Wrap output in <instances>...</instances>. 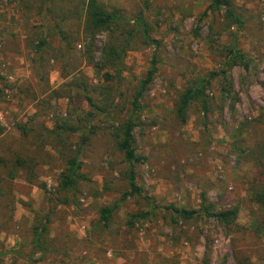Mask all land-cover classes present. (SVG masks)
<instances>
[{"label": "rangeland", "instance_id": "obj_1", "mask_svg": "<svg viewBox=\"0 0 264 264\" xmlns=\"http://www.w3.org/2000/svg\"><path fill=\"white\" fill-rule=\"evenodd\" d=\"M99 1L108 11L121 12L122 29L137 30L120 76L102 64L110 32L100 31L92 41L80 35L82 0H54L51 6L41 0H0V154L38 151L36 174L44 185H31L22 174L13 180L8 195L14 203L12 222L0 229L4 264L11 263L12 248L28 247L31 227L45 216L53 248L17 264L40 257L36 264H236L235 257L263 264L264 208L252 197L253 189L264 185V179L255 183L264 164L259 153L264 142V0H229L242 20L239 30L226 26L223 12L203 16L211 0H149L147 7L145 0ZM139 15L156 44L142 41ZM60 31L72 40L71 51ZM44 37L47 45L36 52ZM232 37L248 61L247 69L234 65L226 73L236 102L223 92L221 77L214 76L207 117L193 104L181 123L176 115L180 93L194 80L224 69ZM154 56L157 72L134 115L136 153L146 158L135 173L142 194L128 197L103 225L99 210L128 190L126 163L112 132L131 116L132 96ZM105 74L115 78L107 80ZM85 95L96 99L97 113ZM19 125L30 130L28 145L19 141ZM66 125L83 133L93 127L94 134L85 144L79 133L64 141L47 136ZM79 149V172L87 181L61 193L67 160ZM146 198L186 210H198L205 199L214 213L234 206L238 216L232 230L206 216L172 220L164 210L149 214ZM5 220L0 209V224Z\"/></svg>", "mask_w": 264, "mask_h": 264}, {"label": "trees", "instance_id": "obj_2", "mask_svg": "<svg viewBox=\"0 0 264 264\" xmlns=\"http://www.w3.org/2000/svg\"><path fill=\"white\" fill-rule=\"evenodd\" d=\"M43 5L51 6L54 0H41ZM149 0H145L144 6L147 7ZM82 5L85 8L84 18L82 21V31L81 34L84 38L92 41L95 35L100 31H109L111 36L108 44L104 47L102 51V64L104 66L110 67L115 70L116 76H120L121 72L124 70V60L127 54V51L130 48L131 41L134 39L137 30L133 29H122L121 24L125 18L119 10L108 11L100 3L99 0H82ZM210 11L214 12H223L224 21L226 26H234L237 30L241 28L242 20L238 14L233 10L231 2L229 0H211L206 11L203 13V16ZM137 22L141 26L140 37L142 41L146 44H156L152 40L147 24L144 22L142 15L137 17ZM61 39L65 41L68 51L72 50V40H68V36L64 32H61ZM77 36L74 37V40ZM233 38V37H232ZM47 45L46 38L40 39L38 46L36 47V52H40L42 48ZM91 52L92 45L88 46L87 55L88 61H91ZM158 61L154 56L150 62V67L146 71L143 79L140 80L135 92L132 96V114L125 121L119 124L112 132L113 136L116 139V148L118 151L123 153L124 161L126 163V178L128 182V190L124 192L121 198L118 201H115L110 206H105L99 210V221L103 225H107L113 218L115 212L120 208L121 203L126 201L128 197L141 196L142 190L136 182V167L138 164L144 162L146 158L137 155L135 148V137L134 129L137 126V120L134 115L140 110V101L142 100L145 92L152 83L155 74L157 72ZM234 65H240L241 67L247 69L248 61L245 60L243 55L237 48L235 38L232 39L230 47L227 48L226 61L224 64V69L220 73H209L206 78L194 80L189 83L188 86L180 93L178 97V103L176 108L177 118L181 123L186 122L187 111L191 105L196 104L199 107L200 112L203 113L204 118L207 117L209 109L208 101V89L211 85V79L214 76L221 77L222 80V90L227 96L231 98L234 102L236 97H231V85L228 81L226 73ZM107 80H113L115 77H110L107 74L104 75ZM2 77L0 76V82ZM84 87L83 91L87 89L85 83H81ZM96 90V89H92ZM90 91L92 94L93 91ZM109 92V89H107ZM89 94V93H88ZM2 91L0 89V96ZM85 99L88 102L89 107L94 113H97L100 108L97 105L96 99L93 96L85 95ZM234 108V105H231V109ZM92 113L88 115L91 116ZM255 122V121H254ZM18 129L21 132V137L19 141L26 145L29 144L28 138L30 130L24 126L19 125ZM74 133L80 134V140L82 144H85L89 140L90 135L94 134V128H88L87 132H81L78 128H70L66 126H59L56 130L49 131L47 136L51 135L59 141H64ZM4 134V128L0 126V140ZM259 153L264 155V142L260 145ZM81 150L79 149L73 157L67 160L66 169L61 175L59 182V192L66 193L72 192L77 188L78 182L87 181V179L79 172L81 169V162L78 158V153ZM39 153L35 152V155L32 152L24 150H16L8 154H0V209L3 210V216L6 220L0 224V229H5L8 224L12 222V214L14 210V203L9 198L8 195L12 188L13 180L19 175H23L24 180L31 184L36 185L37 187L44 189V185L38 181V176L36 174V167L39 164ZM264 179V164L261 165L259 172L255 175V183H262ZM59 202L63 204H68L66 198L56 197ZM150 205V213L152 214L157 210H164L171 215L172 220L180 218L184 221L188 220H198L204 216L214 218L219 224L223 225L227 230H232L235 221L238 216V207H229L223 209L219 212H213L210 205L201 204L198 210H186L178 209L173 205H155L150 203L148 199H145ZM252 202L264 208V185L257 186L253 189ZM147 215V213L145 214ZM144 214L139 215V217H144ZM137 215H134L129 220V223L137 218ZM50 219L48 216H45L39 222L32 226L29 231V245L28 247L24 245H19L12 248L9 251L11 263L17 264L20 259L29 258L31 255L37 253H44L51 250L54 246V241L48 237V224ZM207 253L209 248H207ZM41 260V257L38 259H32L31 264H36ZM236 264H251L248 257H235ZM264 264V259H262ZM0 264H4V257L0 253Z\"/></svg>", "mask_w": 264, "mask_h": 264}]
</instances>
